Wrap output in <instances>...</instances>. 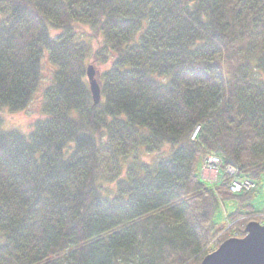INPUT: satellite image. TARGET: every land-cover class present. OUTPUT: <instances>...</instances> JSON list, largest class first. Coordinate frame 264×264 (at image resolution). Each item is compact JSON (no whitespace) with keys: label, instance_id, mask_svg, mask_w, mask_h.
<instances>
[{"label":"trees","instance_id":"1","mask_svg":"<svg viewBox=\"0 0 264 264\" xmlns=\"http://www.w3.org/2000/svg\"><path fill=\"white\" fill-rule=\"evenodd\" d=\"M38 95L0 118V264H201L264 215V0H0V111Z\"/></svg>","mask_w":264,"mask_h":264},{"label":"water","instance_id":"2","mask_svg":"<svg viewBox=\"0 0 264 264\" xmlns=\"http://www.w3.org/2000/svg\"><path fill=\"white\" fill-rule=\"evenodd\" d=\"M87 78L94 105L101 102V85L94 66L87 68ZM245 237L231 238L223 242L201 264H264V226L250 222L245 227Z\"/></svg>","mask_w":264,"mask_h":264},{"label":"rangeland","instance_id":"3","mask_svg":"<svg viewBox=\"0 0 264 264\" xmlns=\"http://www.w3.org/2000/svg\"><path fill=\"white\" fill-rule=\"evenodd\" d=\"M79 32H80L81 36L84 35V34H82L81 31H79ZM92 65L94 66L99 77H100V74H102L107 68V65H103V66H99V65H95V64H92ZM42 67H43V70L45 73V79H46L45 81H48L49 75L52 72V70L54 69V67L51 64V62L46 58L43 61ZM97 78H98V76H97ZM38 94H41V93H38ZM39 102H41V95L36 96L34 102L24 111H20V112H16V113H10L7 110H1L0 111V118H2L1 128L5 129V130L15 129V130H19L22 133H28L30 131L34 121L39 119V110H40L39 109V106H40ZM221 167H222V165L217 166L215 168L212 167L214 170L213 169L209 170V172H210L209 179L211 181L216 180V177H215L216 172H217L218 168H221ZM263 184H264V181H263ZM253 204H254L255 209L257 211H263L264 210V186L260 187L258 189V192L253 199ZM225 205H226V211L227 212H231L233 210V207H234L233 203L227 202ZM224 214H225V210L223 209V207H220V209L218 210V212L216 213V216H215L216 222L220 225L225 224ZM234 231L235 232L233 233V236H234V234H235L234 237L238 236V231L237 230H234Z\"/></svg>","mask_w":264,"mask_h":264},{"label":"built area","instance_id":"4","mask_svg":"<svg viewBox=\"0 0 264 264\" xmlns=\"http://www.w3.org/2000/svg\"><path fill=\"white\" fill-rule=\"evenodd\" d=\"M221 165V161L219 160L218 157L216 156H211L210 159H207L205 162V168L206 169H213L212 167H217ZM214 170V169H213ZM216 171V170H215ZM236 172V170L232 167H230L228 169V173L229 174H234ZM254 188V184L249 181V180H237L234 181L230 187V191L234 194H238L241 192H246V191H250L251 189ZM262 221L264 222V215L261 217ZM231 225H229L230 227Z\"/></svg>","mask_w":264,"mask_h":264},{"label":"bare ground","instance_id":"5","mask_svg":"<svg viewBox=\"0 0 264 264\" xmlns=\"http://www.w3.org/2000/svg\"><path fill=\"white\" fill-rule=\"evenodd\" d=\"M211 157H208V159H210ZM219 160L221 161V159L219 158Z\"/></svg>","mask_w":264,"mask_h":264}]
</instances>
